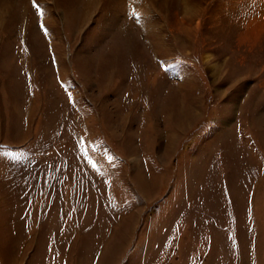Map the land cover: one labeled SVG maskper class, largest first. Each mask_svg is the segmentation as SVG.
<instances>
[{
    "label": "rangeland",
    "instance_id": "obj_1",
    "mask_svg": "<svg viewBox=\"0 0 264 264\" xmlns=\"http://www.w3.org/2000/svg\"><path fill=\"white\" fill-rule=\"evenodd\" d=\"M35 5L0 0V264H264V0Z\"/></svg>",
    "mask_w": 264,
    "mask_h": 264
},
{
    "label": "crops",
    "instance_id": "obj_2",
    "mask_svg": "<svg viewBox=\"0 0 264 264\" xmlns=\"http://www.w3.org/2000/svg\"><path fill=\"white\" fill-rule=\"evenodd\" d=\"M26 193H27V195H31V194H32V192H28V191H26ZM29 197H30V196H29ZM31 207H32V206H29V207L27 206V208H29V209H31ZM19 252H20V248L18 247V248H17V252H16L15 255H16V256L20 255Z\"/></svg>",
    "mask_w": 264,
    "mask_h": 264
},
{
    "label": "snow or ice",
    "instance_id": "obj_3",
    "mask_svg": "<svg viewBox=\"0 0 264 264\" xmlns=\"http://www.w3.org/2000/svg\"><path fill=\"white\" fill-rule=\"evenodd\" d=\"M33 2H34V6H36V5H35V0H33ZM41 14H42V13H41Z\"/></svg>",
    "mask_w": 264,
    "mask_h": 264
}]
</instances>
